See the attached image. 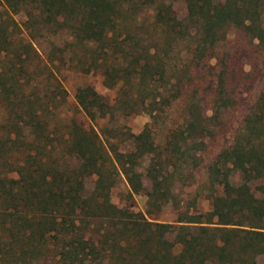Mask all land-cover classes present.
I'll use <instances>...</instances> for the list:
<instances>
[{"label":"trees","instance_id":"trees-1","mask_svg":"<svg viewBox=\"0 0 264 264\" xmlns=\"http://www.w3.org/2000/svg\"><path fill=\"white\" fill-rule=\"evenodd\" d=\"M0 2L12 17L0 21V264L264 260V85L206 168L221 188L210 212H179L172 194L193 179L206 140L229 129L228 61L216 49L235 32L264 57V0ZM60 71L97 72L114 90L109 101L90 84L74 88L98 130L68 116ZM172 106L177 120L165 126ZM141 113L137 134L118 120ZM117 173L149 208L178 211L170 241L169 226L110 202Z\"/></svg>","mask_w":264,"mask_h":264},{"label":"rangeland","instance_id":"rangeland-1","mask_svg":"<svg viewBox=\"0 0 264 264\" xmlns=\"http://www.w3.org/2000/svg\"><path fill=\"white\" fill-rule=\"evenodd\" d=\"M171 4L178 18L185 15L183 3L171 1ZM7 17L12 19L9 12L0 2V21H6ZM12 34L14 37L17 35L15 29H12ZM183 46V44H179L176 51L182 50V48H184ZM216 54L225 56L228 61L227 88L234 101L232 107L226 114V123L229 129L223 127L224 132L226 131L225 134H220L206 140L205 150L201 154L202 163L194 169L193 179L184 181L182 185H174L172 194L179 203V212L186 210L190 213L194 211L199 213L210 212L211 199L221 194V188L217 185L213 187L209 185L206 168L215 159L220 147H222L225 142L229 141L227 132L239 126L242 117L251 109L264 85V57L260 56L259 52L252 49L247 42L245 43L241 38H238L237 33H228L225 40L222 41L216 49ZM29 58H31L30 55ZM31 61L34 63V60ZM212 62L214 61H211V64ZM248 71L249 73L246 74ZM59 73V78L62 80V85L66 92L64 109L67 111L68 116L73 115L76 119L81 120L84 126H90L98 130V127L95 126L93 122H89L83 117L76 107L73 101L74 88L79 85L90 84L98 94L109 101L114 98V90H109L103 85L102 77L97 72L91 71L88 75L76 73L69 74L65 71H60ZM203 76H205V74ZM178 111L179 106H172L167 113V117L160 115L159 121L164 122L163 124H165V126H169L177 120ZM118 118L121 124L132 134H137L143 125L148 122V117L142 113L124 119ZM123 140V136H119L115 139V142L119 144L123 142ZM137 171L141 172V169L139 168ZM236 178L237 177L234 176L233 181H235ZM142 183L145 188L149 187L146 179H143ZM254 188L263 191V188L259 185H256ZM253 192L256 191L253 190ZM109 197L110 202L118 208H126L132 213L141 214L147 221L169 226L170 228L164 233V237L168 241L173 237L174 227L180 224L176 222L178 211L174 206L167 203L161 207L159 212L154 211L153 208H149L142 195L132 194L130 192L124 177L120 173L116 174V184L110 191ZM147 209L153 210V213L146 214ZM259 264H264V260L262 259Z\"/></svg>","mask_w":264,"mask_h":264}]
</instances>
